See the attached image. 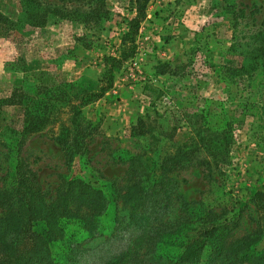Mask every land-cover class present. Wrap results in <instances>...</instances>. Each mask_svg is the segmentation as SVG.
I'll return each instance as SVG.
<instances>
[{
	"label": "rangeland",
	"instance_id": "obj_1",
	"mask_svg": "<svg viewBox=\"0 0 264 264\" xmlns=\"http://www.w3.org/2000/svg\"><path fill=\"white\" fill-rule=\"evenodd\" d=\"M26 2L31 8H52L65 15L63 20L49 17L55 24L63 22L53 32L56 40H73L71 46L64 45L65 53L56 52L54 60L60 67L52 72L60 80L74 82L71 91H97L105 82L103 57L115 54L132 2L36 0L32 6L24 0L22 4ZM239 3L255 9L237 17L233 27L231 13L240 9ZM90 4L110 12L95 32L84 30L80 19H72ZM20 6L18 0H0V12L11 19H19ZM24 24L20 21L0 37V98L17 85L19 70L27 68L21 44L28 43L34 31ZM251 33L254 41L248 40ZM133 44L132 56L113 70L111 87L80 108L88 121L78 129L83 137L80 151L72 147L69 123L73 114L69 104H76L79 95H69L67 107L24 139L19 132L22 107H0V191H11L14 200L24 196L12 191L16 159L34 173L35 187L46 203L53 202L62 180H80L102 191L107 203L95 216L94 231H87L84 221L74 217L66 222L62 238L47 244L50 256L60 264H109V257L122 251L127 256L116 264H169L179 248L168 242L185 229L194 234L208 210L215 216L210 215L211 220H236L226 243L243 238L264 259V232L259 231L254 202L255 192H264V0H148ZM250 45L259 67L242 70ZM157 62H168L173 73L156 75ZM144 84L150 87L142 90ZM137 117H146L160 129L145 137L131 136L129 127ZM197 129L209 133L215 149L201 145L186 166L166 174L171 195L163 223L157 234L147 227L148 235L132 242L141 232L129 226L136 203L127 189L137 176L129 159L142 153L155 159L159 147L153 149L151 142L162 136L160 132L170 131L174 144L188 147ZM60 134L63 142L57 139ZM214 156L223 161L215 163ZM2 213L0 209V217ZM44 226L36 221L31 228L41 233ZM21 237L28 242L26 233ZM69 249L76 250L77 262L65 258ZM219 264L235 263L228 258Z\"/></svg>",
	"mask_w": 264,
	"mask_h": 264
},
{
	"label": "trees",
	"instance_id": "obj_2",
	"mask_svg": "<svg viewBox=\"0 0 264 264\" xmlns=\"http://www.w3.org/2000/svg\"><path fill=\"white\" fill-rule=\"evenodd\" d=\"M18 1L21 3L19 19H11L0 12V37L3 34L5 35L8 30L15 29L20 21L29 26H42L47 22L55 23L49 19L52 15H58L59 20L65 19V15H59L56 9L31 8L28 2L22 4L24 0ZM28 1L32 6H36V0ZM131 2L133 4L132 8H130L132 14L126 20L124 29L119 33V44L118 48L115 49V54L103 57V78H105V82H102L97 91H71L74 82L60 80L50 70H30L28 68L19 70L22 75L17 85L11 89L6 97L0 98V107L2 105L22 107L20 139H24L32 131L41 128L54 112L61 111L63 107H67L70 103L69 95L70 97H78L79 95L80 97L77 99L78 102L76 104H69V109L73 113L69 123L72 124V133L74 134V140L71 142L72 147L76 148L77 151L81 150L83 137H79L78 129H80V126L83 128L88 121H85L80 115V108L82 105L101 97L111 87L113 70L126 62L133 54L134 35L139 22L145 16V6L148 0H130ZM91 6L92 4L88 5L86 10L83 12L81 10L80 13L77 10L75 18L72 19H80L84 30L95 32V29L98 30L100 28L102 20L110 18V12L99 6ZM237 6L240 9H236L231 13L233 27L237 24V17H242L246 10L255 9L254 5L243 3H239ZM28 8L32 9L33 12L27 14ZM253 37H255V33H251L248 36V40L254 41ZM249 41L247 42L249 43ZM262 63H264V58ZM258 67L259 65L256 63V58L250 45L246 55V63L241 66V69L253 71ZM154 73L156 75H164L173 73V71L168 62H157L154 66ZM148 87L150 86L144 84L142 90ZM146 117H137L135 122L130 125L129 134L131 136L145 137L153 129H160V126H156L155 122L151 124ZM186 123L188 122L185 121ZM173 130L174 127L170 128V131ZM170 131L160 132L162 136H156L154 138L156 141L151 142L152 146H154L153 149L159 147L155 159L145 153L129 159L130 170L137 175L134 183L127 189L130 195L129 199H133L136 203L130 216L129 226H134L136 229H140L141 232L132 242H141L144 236L148 235L147 227L156 233L159 226L163 223L171 195V182L166 178V174L186 166L192 154L201 145L206 149H215V141H212L211 137L207 136L209 133L202 134L207 132L205 130L199 132L197 129L196 133H194V136H196L195 141H191L188 147H183V144H174L172 142L173 133H169ZM57 139L63 142L61 134ZM159 143H162L163 147L155 145ZM165 148H169V150H165ZM214 158H216L214 159L215 163L223 161V159H219L216 156ZM11 177L14 184L13 193L22 191L24 196L14 200L11 191L7 189L0 191V209L3 212L0 217V264H60L50 256L47 244L51 240L61 239L66 222L74 217L82 219V223L84 221V228L87 231H94L96 227L95 216L101 213L107 203L104 194L99 188H95L83 181L76 179L62 180L53 202L46 203L43 197L38 194L39 190L35 187L36 178L34 173L26 169L20 159H16ZM254 202L258 215V228L259 231L264 232V192H255ZM71 206L74 207L73 211ZM83 208L86 211H83ZM210 215L215 217L208 210L204 214V220L198 223L199 227L197 228V225L193 228L195 229L194 234L188 235V230L185 229L180 231L182 232L181 235L174 236L172 241L168 242V244L179 248V252L172 260H169V264H196L199 262L203 264H219L228 258H231L235 264H264V259L252 252L248 247V242L243 238L226 243L228 233L236 227V220L224 218L218 222L211 220ZM215 215L219 217V215ZM36 221L44 223V232L38 233L32 230L31 226ZM22 233L27 234L28 237L25 239L28 242L22 241ZM64 254L70 263L77 262L75 249L66 250ZM126 256V251L113 254L106 263H120Z\"/></svg>",
	"mask_w": 264,
	"mask_h": 264
},
{
	"label": "crops",
	"instance_id": "obj_3",
	"mask_svg": "<svg viewBox=\"0 0 264 264\" xmlns=\"http://www.w3.org/2000/svg\"><path fill=\"white\" fill-rule=\"evenodd\" d=\"M2 13V12H1ZM3 14V13H2ZM5 15V14H4ZM61 23H50L47 22L42 26H28L29 30L34 31V34H29V42L24 41L21 46L23 47L22 52L24 63L28 69H44L52 71L57 66V61L54 60L56 52L65 53L64 45L70 42V46L73 40L70 41L68 38H64V41L56 40V35L53 34L54 31H59L61 28ZM61 35V34H60ZM28 37V38H29ZM66 37V36H65ZM62 47V48H57ZM22 75V72H19Z\"/></svg>",
	"mask_w": 264,
	"mask_h": 264
}]
</instances>
